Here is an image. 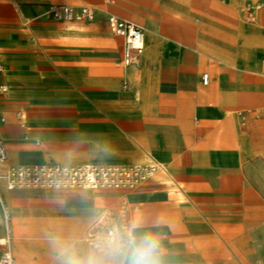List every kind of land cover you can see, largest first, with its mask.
<instances>
[{
  "label": "crops",
  "instance_id": "obj_1",
  "mask_svg": "<svg viewBox=\"0 0 264 264\" xmlns=\"http://www.w3.org/2000/svg\"><path fill=\"white\" fill-rule=\"evenodd\" d=\"M165 4L171 10L156 28L115 0H0V85L8 87L0 94V172L166 166L133 189L9 190L2 181L0 253L9 249L19 264L84 260L101 255L96 239L113 224L142 218L138 232L162 238L160 264H264V46L221 38L215 22L228 17V1ZM52 5L97 13L70 24L49 15ZM111 15L143 27L136 64L123 65Z\"/></svg>",
  "mask_w": 264,
  "mask_h": 264
},
{
  "label": "built area",
  "instance_id": "obj_2",
  "mask_svg": "<svg viewBox=\"0 0 264 264\" xmlns=\"http://www.w3.org/2000/svg\"><path fill=\"white\" fill-rule=\"evenodd\" d=\"M49 15L65 22H82L95 18L97 10L92 6L75 8L69 5H52ZM110 31L123 39L122 63L125 67L139 61L145 47V34L141 25L109 16ZM3 65L0 63V72ZM203 84L209 81V74L202 76ZM8 87L0 85V94L6 93ZM7 151L0 135V167L6 165ZM160 172H166V166L155 160L145 164L133 165H95L84 164L67 166L62 164H33L25 166L7 165L4 172H0V208L8 216L7 204L2 192V181L9 190L24 187H79L92 190L99 189H133L142 182ZM0 264H19L12 252L7 249L0 253Z\"/></svg>",
  "mask_w": 264,
  "mask_h": 264
},
{
  "label": "rangeland",
  "instance_id": "obj_3",
  "mask_svg": "<svg viewBox=\"0 0 264 264\" xmlns=\"http://www.w3.org/2000/svg\"><path fill=\"white\" fill-rule=\"evenodd\" d=\"M122 1H132L131 4ZM165 1L173 0H115V6L127 11L140 24L158 28L166 22L163 14L171 8ZM178 1V0H176ZM201 1V0H200ZM228 1V17L224 21L215 22V26L223 29L221 37L229 46L252 48L264 46V0H215ZM227 3V2H226ZM74 24V22H67ZM86 21L79 22L84 24ZM76 24V23H75ZM107 28V25H106ZM108 29V28H107ZM260 33V34H259ZM24 188H71V187H24ZM79 188V187H75Z\"/></svg>",
  "mask_w": 264,
  "mask_h": 264
},
{
  "label": "clouds",
  "instance_id": "obj_4",
  "mask_svg": "<svg viewBox=\"0 0 264 264\" xmlns=\"http://www.w3.org/2000/svg\"><path fill=\"white\" fill-rule=\"evenodd\" d=\"M144 224L142 218L126 225L113 224L96 239L95 249L101 253L100 256L95 252L84 260L69 256L65 264H160L165 254L162 238L155 232H138Z\"/></svg>",
  "mask_w": 264,
  "mask_h": 264
}]
</instances>
